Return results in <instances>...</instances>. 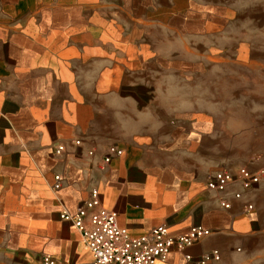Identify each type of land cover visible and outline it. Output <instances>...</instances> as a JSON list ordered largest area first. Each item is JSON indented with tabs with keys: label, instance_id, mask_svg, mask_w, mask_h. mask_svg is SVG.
<instances>
[{
	"label": "crops",
	"instance_id": "1",
	"mask_svg": "<svg viewBox=\"0 0 264 264\" xmlns=\"http://www.w3.org/2000/svg\"><path fill=\"white\" fill-rule=\"evenodd\" d=\"M119 1L0 0V264H41L46 255L91 264L61 216L76 214L93 190L134 238L159 226L174 236L212 232L160 264H197L215 250L220 264H264V178L225 195L207 189L214 172L264 170V159L241 160L246 129L226 133L162 94L177 82L155 71L178 65L130 47L110 10ZM110 147L124 155L104 166Z\"/></svg>",
	"mask_w": 264,
	"mask_h": 264
},
{
	"label": "rangeland",
	"instance_id": "2",
	"mask_svg": "<svg viewBox=\"0 0 264 264\" xmlns=\"http://www.w3.org/2000/svg\"><path fill=\"white\" fill-rule=\"evenodd\" d=\"M111 7L130 47L176 64L162 94L214 128L241 126V160L264 159V0H120ZM149 73V72H148ZM158 73V74H157ZM250 129V130H249Z\"/></svg>",
	"mask_w": 264,
	"mask_h": 264
},
{
	"label": "built area",
	"instance_id": "3",
	"mask_svg": "<svg viewBox=\"0 0 264 264\" xmlns=\"http://www.w3.org/2000/svg\"><path fill=\"white\" fill-rule=\"evenodd\" d=\"M81 141H76V146H81ZM66 152V147L60 145L56 148V155ZM90 156L94 152H89ZM123 150L116 147L108 149V156L103 165H109L115 157H122ZM264 170H250L241 167L236 170L221 169L214 172L208 180L207 189L210 192L225 195L233 184H239L243 190H250L261 184ZM63 178L59 175L54 178V189L60 190ZM236 200L241 199V194H235ZM220 205L224 209L231 206L222 197ZM248 210H252L249 206ZM61 219L73 224L80 233L82 240L92 256L91 264H160L166 262L173 249L184 251L210 237L212 232L203 227H194L180 235H171L165 226L152 229L149 233L138 238L132 237L129 232L120 227L118 215L103 207L100 194L93 190L90 198L83 206L72 215L64 213ZM188 262L192 261L187 256ZM221 255L215 250L203 255L197 264H220ZM41 264H72L68 261H58L52 256H43Z\"/></svg>",
	"mask_w": 264,
	"mask_h": 264
}]
</instances>
